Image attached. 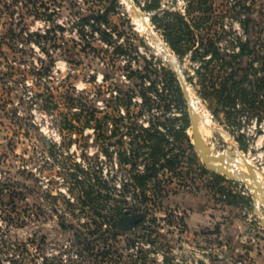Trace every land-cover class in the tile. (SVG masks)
<instances>
[{"label":"rangeland","instance_id":"374dc122","mask_svg":"<svg viewBox=\"0 0 264 264\" xmlns=\"http://www.w3.org/2000/svg\"><path fill=\"white\" fill-rule=\"evenodd\" d=\"M28 1L0 0V264H264V224L253 210L255 196L264 218L261 194L208 170L186 146V100L170 96L164 74L173 67L148 30L177 58L206 115L199 131L209 153L236 175L253 174L264 195V103L249 101L263 74L264 0H158L191 26L180 57L152 23L158 11L143 10L146 0H132L145 28L127 0H116L110 43L96 34L90 45L78 20L101 14L111 0H31L36 11ZM30 32L41 37L27 40ZM208 39L218 58L205 53ZM247 39L249 52L240 57ZM241 67L248 71L224 106L221 89ZM155 88L166 90L164 103ZM121 91L130 96L127 109L118 108ZM151 133L163 138L161 156L152 155ZM152 166L157 177L147 181L144 199L134 176ZM118 208L145 211L146 219L110 238L103 217L119 218ZM93 220L102 235L75 244L66 227L93 230Z\"/></svg>","mask_w":264,"mask_h":264},{"label":"trees","instance_id":"16d2710c","mask_svg":"<svg viewBox=\"0 0 264 264\" xmlns=\"http://www.w3.org/2000/svg\"><path fill=\"white\" fill-rule=\"evenodd\" d=\"M30 1L31 0H29L28 3L31 4L36 11L38 9L36 6V3L30 2ZM115 1L116 0H111L105 3L103 6L104 10L101 14L96 13V12H90L88 14H84V13L81 14L78 20L79 22L77 23L78 25L81 26L80 30H78V33H79V36L84 41H86L87 45L91 44L90 42L91 39H96V34L99 36L98 39H100L101 41H104L108 44L110 43V40L112 38H111V34L108 32V29H107L108 28L107 26L109 25L107 17H108V14L114 10ZM201 3L205 5L207 3V0H202ZM199 4H200V1H199ZM202 4H200L199 7H202ZM142 8L143 10H146L149 12L158 11L157 13L152 15L151 17L152 23L156 26V28L163 30V36H164L165 42L169 45L171 50L178 57L182 56V54L186 52V48H184L182 42L183 41L189 42L192 36V35L190 36L191 26H189L188 24H186V22H184V17H182V15H180L177 12H169L168 9H160L161 7L159 6L158 0H146ZM52 15H53L52 13L48 14L47 19L51 20ZM248 21L249 19L246 20V22ZM244 27L246 28V32H248L249 28L247 26H244ZM86 28L90 30H86ZM53 29L63 30V28L58 25H55ZM34 36L39 37V38L41 37L40 34L35 33V32H30L26 34L27 40L28 39L31 40ZM203 43H205L203 44L204 51L205 53H210L211 59H215L219 57L220 53L218 52L216 44L213 40L211 39L204 40ZM250 44H251V41L249 39L240 43V51H239L240 57L247 55V53L249 52ZM118 49H120V47ZM247 69L248 67L246 68L241 67V68L234 69V75H231L229 77L228 85H224L221 89V96L219 97V102L222 105L225 106L226 104H229L232 101L229 98L230 97V87H235V85L238 83L240 73L244 75L248 71ZM261 71L263 74L259 76V78L257 79V85L255 87L254 92L252 93V98L249 100L252 104L256 103L259 97L262 98V101L260 100L261 103H264V61L261 64ZM164 76L167 79V81L165 80V83L168 88L170 96L176 99V102L178 104L180 105L184 104V99L182 97L181 88L177 80L175 71L171 68H168ZM153 85L154 83L151 81L150 86H152V88H153ZM152 92L154 93L156 100L158 101L159 104L164 103V100L166 101L168 98L166 95V90L164 88H161V89L155 88ZM120 94H122V96L117 98L120 103L118 105V108L124 107V109H127L129 104H131L130 96L128 93L123 94L122 91L120 92ZM246 97H247V93L245 95V98ZM142 99L146 104H148L149 102L151 103V99L147 97L146 94L142 96ZM122 117L124 116L120 115V118ZM183 121H184V126L181 129L182 130L181 134L186 139V146L192 149L193 146L191 144V140L185 134L186 129L189 128V123L186 121V118ZM148 135H149L150 141H153V140L156 141V143H152V145L149 146L152 151V155L154 157L161 156V153H162L161 141L163 140V138L158 137L157 135L152 134V133ZM145 141L147 142L148 140H145ZM138 148L139 147L135 148V150ZM167 161H168V164L170 165L174 164V161L172 160H167ZM155 177H157V169H155L154 166H152V168L146 169L144 174H136L134 176V179L138 183L137 184L138 188L140 189L142 188V194L144 195V199H146V194H145L146 183L147 181ZM217 177L221 178V176H217ZM86 191H87L86 192L87 195L91 193L93 191V186L89 185ZM108 197L109 196L107 194L104 196V198H108ZM113 214L115 213H112L109 216L103 217V219H105L106 222L109 223L110 225L109 230H107L108 231L107 233H110L107 236H109L110 238L111 237L113 238L116 235L118 230L125 231V226L127 224V217L132 216V215L142 214V216L137 221L135 226L131 229L133 230L134 228H137L144 222V220L146 219L147 213L145 211L131 212L130 209L120 210L118 208V210L116 211V214L117 216L120 215V217L115 219L114 216H112ZM93 223L96 226L95 228H93V230L88 228L89 227L88 224L84 225L83 228L82 227L75 228L71 224L66 227V228H71L73 230L75 244H78V245L90 244L92 240L88 239L89 237L87 236V234L90 236H95L96 234L102 235V232L100 230L101 222L99 223L93 220Z\"/></svg>","mask_w":264,"mask_h":264},{"label":"water","instance_id":"95a60500","mask_svg":"<svg viewBox=\"0 0 264 264\" xmlns=\"http://www.w3.org/2000/svg\"><path fill=\"white\" fill-rule=\"evenodd\" d=\"M127 3L130 6V8L133 10V13L136 16L144 19V16L140 13V11L135 6V4L132 2V0H127ZM148 30L151 33V37L153 39H155L157 42L161 43V47H162L164 53L166 54V56L169 58V60L172 64L173 70L176 73L177 80L179 82L182 95L185 98L186 104H187V111H188V115L190 118L192 145L194 146V149L197 152V154L201 160V163L210 171H214V172L226 177L229 180L241 181V182L245 183L254 192L259 191L261 194L262 203L264 204V195H263L262 188L258 184V181L253 174H251V173L250 174L238 173L236 175L233 172H231L229 169L226 168L225 162H224V159L222 156L218 157L216 155H212L209 153V150L206 147V144L204 143V140L200 134L199 125H198V118L194 112L192 103L190 101L189 93H188V86H187V83H186L184 76L181 72L178 60L172 54V52L168 49V47L156 37L152 28L148 27ZM244 164H246L249 167L246 159L244 160ZM249 171H251V170H249ZM247 179H252L253 184L248 183ZM253 202H254L253 210H254L255 214L258 216L260 222L262 224H264V218L262 217V214L260 212L258 205L255 203L256 202L255 196L253 198ZM141 216H142V214L132 215V216L127 217V224L125 226L124 232L130 231L135 226V224L137 223V221L140 219Z\"/></svg>","mask_w":264,"mask_h":264},{"label":"bare ground","instance_id":"6f19581e","mask_svg":"<svg viewBox=\"0 0 264 264\" xmlns=\"http://www.w3.org/2000/svg\"><path fill=\"white\" fill-rule=\"evenodd\" d=\"M145 22H146V19L144 20H142V19H138V24L140 25V27H144L145 28ZM158 46H159V44H158ZM160 47V46H159ZM189 90V89H188ZM193 92V91H192ZM190 94V93H189ZM193 95H189V98H190V101H191V103H192V106H193V109H194V112H195V114L197 115V113H200V116H199V123H198V125L199 124H203V125H206V122H208V120H207V118H206V115H205V113H204V111L202 110V109H200L197 105V103H196V101L193 99V97H192ZM198 118V117H197ZM201 126V125H200ZM224 159V158H223ZM224 162H225V166H226V164H228L225 160H224ZM237 162V161H236ZM228 166V165H227ZM227 168V167H226ZM228 169V168H227ZM232 170V169H231ZM232 172V171H231ZM262 184V183H261ZM263 185V184H262ZM261 187V186H260ZM262 200V199H261Z\"/></svg>","mask_w":264,"mask_h":264}]
</instances>
